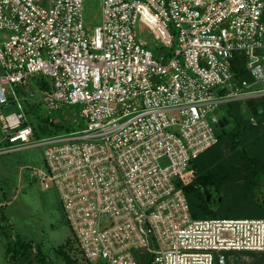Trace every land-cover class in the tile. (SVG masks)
Wrapping results in <instances>:
<instances>
[{"label": "built area", "instance_id": "obj_1", "mask_svg": "<svg viewBox=\"0 0 264 264\" xmlns=\"http://www.w3.org/2000/svg\"><path fill=\"white\" fill-rule=\"evenodd\" d=\"M85 2L0 0V106L19 109L0 115V145L36 139L13 87L47 78L32 93L49 112L80 106L84 129L40 139L32 176L57 191L86 264L264 253V219L195 220L179 187L221 140L216 111L264 96V0H102L92 29ZM138 25L172 54L156 59Z\"/></svg>", "mask_w": 264, "mask_h": 264}, {"label": "rangeland", "instance_id": "obj_2", "mask_svg": "<svg viewBox=\"0 0 264 264\" xmlns=\"http://www.w3.org/2000/svg\"><path fill=\"white\" fill-rule=\"evenodd\" d=\"M101 4L102 0H86L85 2L84 20L90 29L100 23ZM137 30L139 38L147 41L156 59H160L165 54L168 56L172 54V49H162L158 46L155 37L146 28H140L138 25ZM7 35L6 32L0 33V45H2L4 37ZM33 84L37 88L13 87L14 92L20 99H26L24 104L27 124L42 132L43 129L49 128L46 120L52 118L55 123L65 122L66 125H75L79 121L82 129H84V121L79 116L80 106H62L58 111L49 112L43 102V96L32 93L39 91V88L48 90L50 87L49 79L44 77L35 78ZM43 84L47 85L48 88L43 89L41 87ZM231 110L234 112L242 111L246 114V118L251 117L246 102L228 106L225 113L227 118ZM18 113L17 102L12 98L9 99L8 105L0 106V115L8 116ZM233 127V123H230V126L226 129ZM39 143V139H34L29 146L24 148H0V208H5L4 214L8 219V223L5 225L11 227L16 237L25 242L32 241L35 247H41L52 264H65L61 252H66L78 259L80 264H86L66 220L57 191L54 188L45 189L32 176L34 170L44 168L45 164L44 147L40 146ZM220 149L219 145L208 151L206 155L201 157L198 167L203 171L205 169L203 165L210 164L215 159L214 155L217 151L220 152ZM213 153L214 155H212ZM227 155V157L222 156V159L217 158L218 165L221 166L220 169L223 173L226 172L227 169H225L224 164L228 160L230 165L233 168L235 167L236 171H239L241 177L240 175L230 174V179L221 190L213 189L212 194L208 195V200L214 198V200L220 202L216 216L230 219L264 218V215H261L264 214V210L259 209V205L264 204V179L253 191L248 192L245 185L246 179L242 178L243 171L239 170L241 167L239 153L229 151ZM2 225L3 223H0V227ZM5 244L6 241L2 235V230H0V264H10L5 256ZM35 256L36 252L33 251L30 259L34 260ZM19 264L30 263L29 260H22ZM234 264L242 263L241 260H236Z\"/></svg>", "mask_w": 264, "mask_h": 264}, {"label": "trees", "instance_id": "obj_3", "mask_svg": "<svg viewBox=\"0 0 264 264\" xmlns=\"http://www.w3.org/2000/svg\"><path fill=\"white\" fill-rule=\"evenodd\" d=\"M239 78L251 80L250 76L244 72L239 74ZM41 87L43 89L48 88V86L44 84ZM255 102L258 110L257 116H254L250 111L251 117L246 118L244 112H234L231 110L228 119L233 123L234 127L226 129L227 134L224 136L226 138L223 137L224 140L222 139V142L220 140L216 145L217 147L220 145V152L217 151L215 155L214 153L212 154L215 156L214 160L217 161V158H221L222 156L227 157V152L229 151H237L239 153L241 164L239 170L243 171L242 178L246 179L245 185L248 192L253 191L255 187L259 186L261 180L264 179V96L256 98ZM235 103L240 102H233L228 104V106ZM252 119H254L255 122H252ZM46 121L48 122L49 128L43 129L42 132L32 127L36 139L40 140L64 133H70L76 131L77 127L81 126L79 121H77L75 125H66L65 122L55 123L52 118ZM224 142L226 143L222 144ZM9 146L8 144H2L0 148L2 149L3 147ZM207 152L192 163L190 167L192 179L187 183L179 184V187L183 190L187 198L191 209V215L195 220L217 219L216 211L220 202L214 200V198L213 200H208V195L212 194L211 191L213 189L221 190L230 179V174L236 176L240 175V173H238L239 171H236L237 169L235 167L233 168L228 160H226V164H224L225 169H227L225 173L220 169L221 166L218 165L219 162L217 161V163L214 160V162L211 161L208 165H203L205 169L202 171L198 167V164L201 157L206 155ZM212 165L217 166L213 167ZM259 206V209L264 210V204ZM4 210V207L0 208V223H3L0 230H2V235L6 241L5 256L7 262L10 264H19L22 260H29L30 264H52L41 247H35L32 241L25 242L13 234L11 227L5 225L8 223V219L4 214ZM33 251L36 252V256L34 260H31L30 255ZM60 254H62L65 264H80L78 259L72 257L68 253L61 252ZM230 255L236 257L239 254L230 253Z\"/></svg>", "mask_w": 264, "mask_h": 264}, {"label": "water", "instance_id": "obj_4", "mask_svg": "<svg viewBox=\"0 0 264 264\" xmlns=\"http://www.w3.org/2000/svg\"><path fill=\"white\" fill-rule=\"evenodd\" d=\"M247 106L250 109V111L253 113L254 116H257L258 110L256 107V102L254 99L249 100L247 102ZM227 109L225 105L220 107L219 111H216L217 118L219 119V128L217 129L216 133L219 136L220 139H222L227 133L226 128L230 126L229 119L224 115V110Z\"/></svg>", "mask_w": 264, "mask_h": 264}, {"label": "crops", "instance_id": "obj_5", "mask_svg": "<svg viewBox=\"0 0 264 264\" xmlns=\"http://www.w3.org/2000/svg\"><path fill=\"white\" fill-rule=\"evenodd\" d=\"M236 260H241L242 264H264V253L239 254L236 257H233L231 264H234Z\"/></svg>", "mask_w": 264, "mask_h": 264}]
</instances>
